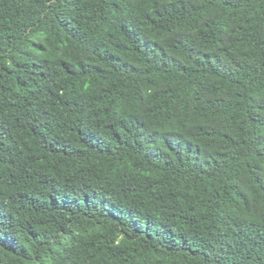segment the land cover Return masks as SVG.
<instances>
[{"label": "trees", "instance_id": "1", "mask_svg": "<svg viewBox=\"0 0 264 264\" xmlns=\"http://www.w3.org/2000/svg\"><path fill=\"white\" fill-rule=\"evenodd\" d=\"M0 264H264V0H0Z\"/></svg>", "mask_w": 264, "mask_h": 264}]
</instances>
